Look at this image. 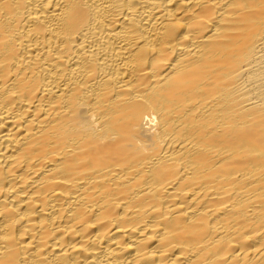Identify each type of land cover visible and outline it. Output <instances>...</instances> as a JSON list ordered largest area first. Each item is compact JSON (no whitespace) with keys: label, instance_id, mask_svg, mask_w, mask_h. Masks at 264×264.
Segmentation results:
<instances>
[{"label":"bare ground","instance_id":"6f19581e","mask_svg":"<svg viewBox=\"0 0 264 264\" xmlns=\"http://www.w3.org/2000/svg\"><path fill=\"white\" fill-rule=\"evenodd\" d=\"M0 264H264V0H0Z\"/></svg>","mask_w":264,"mask_h":264}]
</instances>
